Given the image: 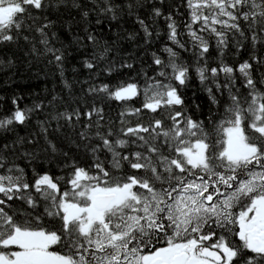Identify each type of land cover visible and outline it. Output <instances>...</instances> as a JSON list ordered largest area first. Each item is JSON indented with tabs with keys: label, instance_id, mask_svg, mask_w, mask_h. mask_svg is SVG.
I'll return each instance as SVG.
<instances>
[{
	"label": "snow or ice",
	"instance_id": "1",
	"mask_svg": "<svg viewBox=\"0 0 264 264\" xmlns=\"http://www.w3.org/2000/svg\"><path fill=\"white\" fill-rule=\"evenodd\" d=\"M0 89V264H264V0H0Z\"/></svg>",
	"mask_w": 264,
	"mask_h": 264
},
{
	"label": "trees",
	"instance_id": "2",
	"mask_svg": "<svg viewBox=\"0 0 264 264\" xmlns=\"http://www.w3.org/2000/svg\"><path fill=\"white\" fill-rule=\"evenodd\" d=\"M36 83H42V82H40V81H36ZM13 87H15V85H14ZM0 91H2V89H0Z\"/></svg>",
	"mask_w": 264,
	"mask_h": 264
}]
</instances>
